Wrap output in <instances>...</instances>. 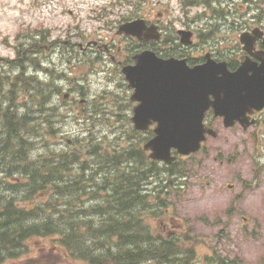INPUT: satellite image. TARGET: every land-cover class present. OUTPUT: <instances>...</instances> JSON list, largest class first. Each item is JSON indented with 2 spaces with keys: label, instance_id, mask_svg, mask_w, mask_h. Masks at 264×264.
Instances as JSON below:
<instances>
[{
  "label": "rangeland",
  "instance_id": "obj_1",
  "mask_svg": "<svg viewBox=\"0 0 264 264\" xmlns=\"http://www.w3.org/2000/svg\"><path fill=\"white\" fill-rule=\"evenodd\" d=\"M113 1L0 0V57L14 59L16 57L14 47L18 41H21V34L28 33L25 31L28 29L30 31L31 29L36 30V28H50L58 37L63 36L59 39L64 41L67 40L64 36L71 33L66 28L69 27L72 31L76 28L80 34L95 36L94 38L97 40L104 38L103 40L109 43L113 40L117 42L115 24L112 27L110 23L107 24L110 27L108 32L106 26L98 28L100 23L94 19L97 15L91 13L103 10ZM136 1L134 0V2ZM122 8L126 9L124 6ZM132 8H127L120 16L131 18L128 20L140 18ZM239 11L242 12L240 15L246 16L247 21L249 13L244 9ZM193 12L200 14L202 9L193 10ZM118 19L119 17L116 18V20ZM72 33L75 34V31ZM124 46L126 45L124 44ZM41 47L43 48L42 54L38 57L40 62L51 69L62 70H54L53 74L56 72L64 74L66 68L73 69V61L70 63V57L67 54L62 56L60 48L52 49L49 42ZM1 67L3 69L0 70V73L4 76L12 74V68L9 66L1 65ZM76 70L79 75L68 74L71 79L85 73L84 70ZM113 72L115 74L110 77L106 75L101 78L90 77V82L83 83L89 96L86 109L99 105L103 113H112L111 111L117 110V107L114 106L113 109L110 108V105L105 106V103L110 102L112 98L116 99L117 96L126 98L127 91L122 73L115 67H113ZM45 76L43 74L41 78L45 79ZM60 85L64 88L63 91H69L76 84L71 80L69 82L62 81ZM74 98L79 100L83 97L75 94ZM57 100V104L60 105L59 99ZM64 109L62 108L64 114H70L71 119H68L67 123L60 127L63 134L67 135L69 139L89 136L90 133L87 129L94 128L92 120L89 117L84 120L82 115L79 116L81 119H78L77 110L70 113L72 108ZM112 122H117L116 124L119 126L120 120L107 123L110 126ZM213 127L219 133L217 139L209 138L203 151L188 159L179 160V165L184 168L186 179L184 186L179 190L180 195L176 200L179 206L175 208V212L178 218L185 220L186 225L193 232L192 237L194 236L198 241L196 264H215L214 258L218 256L230 258V260L241 259L243 264H258L261 256L264 257V126L258 125L244 131L239 126L233 129L224 128L221 120H217ZM93 135L102 138L105 133H100L97 129ZM62 144L65 145V143ZM58 146V144H53V147L57 149ZM36 151L39 154L41 147ZM54 151L57 150L54 149ZM236 196H240V198L236 199ZM229 204L233 205L231 207L232 218H230L228 227V221H225L228 218ZM218 220H221L220 224L227 223L225 234L232 240L228 246H226L228 239H222L219 242L215 239L218 232L223 229L217 227ZM40 239L45 243L48 240V238ZM41 241L32 242L26 250L28 252L20 254L15 262L6 260L1 261L0 264H33L35 262L65 264L61 257L56 260V255L52 253V257L47 256L46 252L41 250V245H43ZM220 244H223L224 247L220 248ZM48 245L50 244L48 243ZM40 257L45 262L43 260L33 261ZM48 260H51V263Z\"/></svg>",
  "mask_w": 264,
  "mask_h": 264
},
{
  "label": "trees",
  "instance_id": "obj_2",
  "mask_svg": "<svg viewBox=\"0 0 264 264\" xmlns=\"http://www.w3.org/2000/svg\"><path fill=\"white\" fill-rule=\"evenodd\" d=\"M22 48L26 50L17 49L19 57H23L22 72L8 77V81L0 90V167L1 171L10 176L20 174L21 179L27 177L26 180L30 183L20 181L12 189L0 186L3 193L0 194V258L10 254L9 251L15 246L14 241H22L26 237L31 239L35 236H57L62 239L60 241L64 248H71L74 255L86 258L92 264H145V245L137 234L140 230H137L134 220L127 219L133 215L123 205L124 199L130 198L129 194L125 195L126 192H123L128 190L129 167L126 164V154L107 155L105 143L101 145L93 142L88 147L97 153L100 169L113 166L118 170L116 188H113L116 191L109 196L107 208L94 212L101 223L88 229L90 220L87 221L83 216L88 213L69 208L71 198L74 200V196L78 195L84 184L80 175L84 174V170L77 165L83 150L80 145L76 146V140L71 152L54 151L53 142L58 133L54 121L55 118H61L62 114H49L55 112L49 102L53 83L48 80L40 81L37 75H28V64L39 65L34 58L37 46L34 49V45L30 44L28 47L23 45ZM43 71L48 70L44 68ZM20 111L25 114L20 115ZM33 143L42 145L41 153L34 156L30 154L33 145L28 146ZM144 160L134 159V165H137L133 174L134 182H138L136 189L140 188V182L145 175L152 173H147V170L138 172V165ZM70 175L80 176L71 178ZM89 180H93V177ZM22 181L24 182V179ZM100 183L104 189L110 186L109 182L103 179ZM19 190H24L26 195L29 192L35 194L36 204L40 206L32 214L26 212L24 205L17 199L7 200L10 198L8 194L15 196ZM42 193L50 194L51 198L41 197ZM119 202L123 208L112 214ZM30 216L34 217L31 224L27 220ZM165 247L166 252L160 257L161 261L178 264L175 245ZM150 248L157 251L152 246ZM4 251L6 253H2ZM152 251H149L150 255L153 254Z\"/></svg>",
  "mask_w": 264,
  "mask_h": 264
},
{
  "label": "water",
  "instance_id": "obj_3",
  "mask_svg": "<svg viewBox=\"0 0 264 264\" xmlns=\"http://www.w3.org/2000/svg\"><path fill=\"white\" fill-rule=\"evenodd\" d=\"M140 31V27L132 26L126 30L136 35ZM135 59V67H126L123 72L140 102L134 118L137 127L159 123L157 136L147 146L153 151V159L169 162L172 149L182 155L196 152L205 134H212L203 123L211 107L227 126L242 122L252 108L264 107V79L258 74L248 76L254 71L248 62L238 73L227 74L221 70L224 65L187 71L183 63L159 60L150 52Z\"/></svg>",
  "mask_w": 264,
  "mask_h": 264
},
{
  "label": "flooded vegetation",
  "instance_id": "obj_4",
  "mask_svg": "<svg viewBox=\"0 0 264 264\" xmlns=\"http://www.w3.org/2000/svg\"><path fill=\"white\" fill-rule=\"evenodd\" d=\"M226 1L227 2L225 4L227 5V9H224L221 16L213 11L211 12V19L212 21H217V24L215 25L211 21L208 25H200V27L197 26V17L194 16L191 11L195 5L194 0H189L188 2H178L177 6L169 5L170 3L163 4L159 1H154L143 6V17L148 22L156 25L157 27H155L162 33L160 35L161 40L159 42L148 41L144 43L143 47L145 49L153 50L158 56L165 59L184 58L188 61V64L191 67L201 65L206 60L211 59L219 62H226L228 71L232 73L238 71L243 62L247 59H251V61L257 65H261L264 62V9L259 6L255 18L250 19L253 25H246L245 17H241L240 12L235 9V7L239 6V4H236L239 0ZM233 11L234 15L231 24L229 23L230 20L227 19H225L223 23V33L226 34V37H223V42L216 43L214 41V37L216 30H218V23L220 22V19L226 12L229 15V13H233ZM248 27L250 29H258L259 31L256 32L251 39L253 45L246 48V45L244 43H242L244 45H241L238 42V39L241 33L249 29ZM183 31L192 32L194 39L207 38L208 41L205 47L208 48L211 56L209 54L204 55L199 53V49H194L195 45L192 47H185L182 45V37L186 36V34H183ZM97 47L104 50L102 54H105V57L103 58L111 61L109 65H116L118 66L117 68H122L123 65L134 64V49H131L128 53H123L121 49L115 51L113 47ZM98 48L95 49V52L97 55H100L101 50ZM126 88L129 91L128 114H133L137 105V103L132 101L134 90L129 87L128 83ZM82 112L83 111L80 113ZM259 114H264V111L255 113L253 118L256 119ZM146 185L147 183L143 186V194L145 199L148 200L151 191L148 190ZM97 209L104 211L105 205L102 201L92 203L86 218L87 221L90 220L89 223L101 222L94 213ZM175 223V219L170 218L168 220V224L164 225L165 232L170 236L177 235V232L171 229L175 228ZM169 224L171 226L170 229Z\"/></svg>",
  "mask_w": 264,
  "mask_h": 264
}]
</instances>
